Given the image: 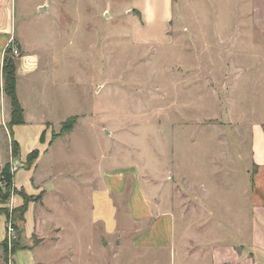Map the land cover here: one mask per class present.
Here are the masks:
<instances>
[{"label":"rangeland","instance_id":"1","mask_svg":"<svg viewBox=\"0 0 264 264\" xmlns=\"http://www.w3.org/2000/svg\"><path fill=\"white\" fill-rule=\"evenodd\" d=\"M135 3L9 0L15 44L50 61L33 75L31 91L27 83L23 89L33 110L40 108L38 93L45 94L56 121L50 139L60 137L34 177L39 184L51 177L64 194H47L48 203L40 209L48 211L47 204L52 209L46 214L47 227L56 223L70 230L59 243L28 249L24 240L29 224L25 221L23 229L13 194L9 203L0 201V264H102L104 255L95 258L99 248L90 251L84 241L88 233L81 223L87 208L81 206L78 187H83L85 173L110 162L112 168L134 166L151 182L161 181L163 196L173 195L192 220L202 211L200 202L224 205V215L242 204L240 188L250 183L254 171L252 140L264 128V26L245 31L248 19H236L232 1L175 0L176 16L189 15L197 33H186L182 18L181 28L168 41L141 45L132 37ZM71 116L78 118L73 129L61 134L62 123ZM7 124L0 127V172L12 160L16 182L27 183L29 189L28 169L11 158ZM22 154L25 158L24 150ZM127 182L129 189L131 180ZM228 184L232 188L227 192ZM0 186H8L1 173ZM29 197L41 205L39 195ZM78 205L81 213L74 210ZM176 213L179 245L187 220ZM9 224L17 238L11 251H5ZM80 227L84 240L73 243ZM58 235L54 231L51 241ZM43 239L36 236L35 245Z\"/></svg>","mask_w":264,"mask_h":264},{"label":"crops","instance_id":"2","mask_svg":"<svg viewBox=\"0 0 264 264\" xmlns=\"http://www.w3.org/2000/svg\"><path fill=\"white\" fill-rule=\"evenodd\" d=\"M228 1L237 4V20L248 19L249 23L245 25L247 27H243L245 31L246 28L255 29L257 26H264V0H222V4ZM132 6L135 10L133 14L137 15L132 32L135 43L152 45L168 41L173 32L181 28L182 18L185 20L186 33H197V28L188 22L189 15L176 16L175 0H136ZM39 7L42 10V6ZM12 33L9 0H0V45H2L0 127L11 118V104L3 91L2 68L5 51L11 47L9 44ZM19 50L21 54L16 57L17 92L24 107L25 123L12 127L11 138L19 143L20 156L13 158L11 151V158L15 161L20 160L28 169L29 176L31 175V187L28 189L25 185L27 183L16 182V170L13 172V182L17 190H23L28 195H41V205L29 201L24 213L23 229L25 221L29 224L24 241L30 245L27 247L30 249L38 245L59 243L63 239L64 232L70 229L56 223L47 227L46 214L52 209L47 206L48 204H45L48 211L43 212L40 208L44 207L45 201L47 202V194L57 193L63 196L64 193L56 188L55 181L51 180V177L44 179L42 184H39L34 177L40 160L49 153L54 141L60 138L50 139V132L55 129L56 121L49 113L50 103L44 93L37 95L39 109L33 110L27 107L29 98L26 90L31 91L33 75L42 67L48 68L50 61L48 63L42 61L40 54L27 51L23 45L19 46ZM44 50H53V48ZM44 72L42 70V73ZM24 83L28 84L25 91ZM3 103L4 107L1 106ZM253 139L250 157L254 171L249 178L250 183L245 184L246 180H244L245 187L240 188L242 204L234 206L239 209L229 207L225 215L224 205L214 202L208 205L200 202L202 211L196 213V220L190 219L185 205L178 204L177 199L173 195L170 198L169 193L168 196H163L161 181L151 182L148 177L142 176L139 168L134 166L112 168L110 162V165H103L90 173H85L83 187L80 185L78 189L83 193V199H80L81 206L87 208L85 224L81 223V227L85 226L84 232L85 235L88 233V240L82 238L83 230L80 227L76 229L78 238L73 243L79 244L80 241L82 243L83 239L88 241L90 251L99 248L97 252L95 251V258L98 254L104 255L102 264H177L178 258L181 264H264V128L260 132L257 131ZM36 149L39 150L38 157L31 166H27L28 155ZM23 150L25 158L22 154ZM109 159H112L111 154ZM7 163L13 164L12 160H8L4 166ZM127 178L131 180L129 189ZM229 185L224 189L227 192L232 188V185ZM205 189L208 190V196L213 195L207 187ZM13 202L15 208H20L25 200L19 194H15ZM81 206L78 205L74 210L81 213ZM177 210L180 217L187 220L186 233L183 238L181 237L179 245ZM75 216L80 217L77 213ZM77 220L82 222L81 219ZM58 228L61 230L57 231ZM194 230L195 232L192 233ZM54 231L59 235L56 241H51V234ZM36 236L38 239L44 238V243L35 245ZM3 239L4 236L0 241ZM27 248L18 249L16 252ZM72 248L70 255L73 256L75 253ZM147 259L148 263L145 262Z\"/></svg>","mask_w":264,"mask_h":264},{"label":"trees","instance_id":"3","mask_svg":"<svg viewBox=\"0 0 264 264\" xmlns=\"http://www.w3.org/2000/svg\"><path fill=\"white\" fill-rule=\"evenodd\" d=\"M2 72H3V91L11 104V118L7 126L10 130V134H12V127L14 125L25 123V115H24V107L20 101L17 92V62H16V58L12 54L11 47H8L5 51ZM77 119H78L77 117L71 116L66 121H64L62 123V130L60 133L62 134L73 129ZM12 141H13L11 146L12 156L13 158H18L20 156L19 143L15 139H13ZM38 154H39V150L36 149L32 151L27 157L26 165L31 166L38 157ZM12 168H13V164L7 163L1 171L2 178L8 181V186H6L5 188L0 186V201L3 203H9L13 194H20L24 198L25 203L23 206H21L20 208H16L15 210L20 213V219L23 222L24 213L27 210V204L29 203V201H32V198H30L29 195L26 194V192H24L23 190H17V188L14 186V182H13L14 171L12 170ZM12 189L14 193L11 191ZM3 245L5 251H7L8 246L6 240L5 242H3Z\"/></svg>","mask_w":264,"mask_h":264},{"label":"built area","instance_id":"4","mask_svg":"<svg viewBox=\"0 0 264 264\" xmlns=\"http://www.w3.org/2000/svg\"><path fill=\"white\" fill-rule=\"evenodd\" d=\"M9 45L12 48V54L14 56H19L20 50H19V47L15 44L13 37H11ZM7 229H8L7 246H8V250L11 251L12 245H13L15 239L17 238V231H16V228L12 224H9Z\"/></svg>","mask_w":264,"mask_h":264},{"label":"water","instance_id":"5","mask_svg":"<svg viewBox=\"0 0 264 264\" xmlns=\"http://www.w3.org/2000/svg\"><path fill=\"white\" fill-rule=\"evenodd\" d=\"M18 167V164H16V167L15 168H17Z\"/></svg>","mask_w":264,"mask_h":264}]
</instances>
